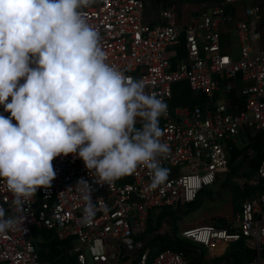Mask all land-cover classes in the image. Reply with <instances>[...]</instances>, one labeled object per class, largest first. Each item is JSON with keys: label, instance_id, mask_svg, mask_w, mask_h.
I'll use <instances>...</instances> for the list:
<instances>
[{"label": "built area", "instance_id": "built-area-1", "mask_svg": "<svg viewBox=\"0 0 264 264\" xmlns=\"http://www.w3.org/2000/svg\"><path fill=\"white\" fill-rule=\"evenodd\" d=\"M258 1L220 0L190 18L186 26L177 24L174 7L163 8L162 0L157 6L163 24L155 27L143 23L142 0H96L82 9L100 34L107 62L127 77L142 80L147 92L167 103L159 126L162 142L170 149L161 160L169 176L165 184L146 191L150 173L138 166L111 185H100L81 159L72 154L55 158L57 177L52 186L38 190L24 206L19 228L0 234V264H40L34 228L52 232L58 242H70L75 264H87L88 259L93 264H117L127 258L132 264H191L183 253L171 249L151 253L148 220L157 210L175 211L194 203L219 175L229 174L230 144L240 141L249 160L255 156L252 139L261 134L264 145V7ZM231 34L238 40V60L222 48ZM180 82L186 83L192 96L204 98L205 105L173 107L172 87ZM233 92L243 100L237 113L229 98ZM0 114L10 115L3 106ZM80 179L91 185V199L97 202L90 223L82 220L86 202L75 186ZM261 182L264 158L251 175L237 178L235 187L244 192ZM11 202L12 195L0 179V206L15 215ZM220 224L186 228L180 238L205 250L208 264H234L226 250L237 243L251 255L242 264H264V193L242 199L238 210Z\"/></svg>", "mask_w": 264, "mask_h": 264}, {"label": "clouds", "instance_id": "clouds-1", "mask_svg": "<svg viewBox=\"0 0 264 264\" xmlns=\"http://www.w3.org/2000/svg\"><path fill=\"white\" fill-rule=\"evenodd\" d=\"M95 2L0 0V106L10 113L0 114V179L16 213L0 206V234L19 228L24 206L52 186V161L60 156L81 159L100 185L138 166L150 173L146 191L168 179L161 160L170 149L159 126L167 103L107 62L100 34L82 12ZM75 186L86 202L82 220L90 223L97 210L92 187L83 179Z\"/></svg>", "mask_w": 264, "mask_h": 264}, {"label": "rangeland", "instance_id": "rangeland-1", "mask_svg": "<svg viewBox=\"0 0 264 264\" xmlns=\"http://www.w3.org/2000/svg\"><path fill=\"white\" fill-rule=\"evenodd\" d=\"M163 8L168 9L174 7V14L178 25L186 26L190 18L198 15L201 11L215 6L220 0H162ZM144 4L143 10V23L155 27L162 25L163 22L159 17V10L157 0H142ZM264 22V20H263ZM231 30V28H229ZM222 48L233 60H238V40L235 34H231L224 38L222 41ZM236 149L243 148V144L240 141L235 143ZM239 172V171H238ZM237 173V172H236ZM235 173V174H236ZM235 174L219 175L216 183L208 188L202 190L198 196L196 203L192 205L184 206L179 212H168L170 217L166 223H163L158 230L160 236L174 237L173 227L178 228L176 235L180 237V231L186 228L205 225V224H220L226 217H229L233 211L238 208V203L233 204L239 196L238 190L235 187V180L241 176ZM158 210L155 211V214ZM221 225V224H220ZM162 243L161 239L155 238L150 244L149 248L151 253L157 251L158 245ZM186 245L193 248V250H200V248L185 242ZM245 253V249L242 245L231 244L227 246L226 257H237L242 252ZM203 258L201 264H208L210 260L207 258L208 253L202 250ZM262 258L264 260V248L262 249ZM247 255H243V260H247ZM49 264V263H45ZM62 264H75V262L68 256ZM87 264H93L90 260H87ZM117 264H132L127 258L119 261Z\"/></svg>", "mask_w": 264, "mask_h": 264}, {"label": "trees", "instance_id": "trees-1", "mask_svg": "<svg viewBox=\"0 0 264 264\" xmlns=\"http://www.w3.org/2000/svg\"><path fill=\"white\" fill-rule=\"evenodd\" d=\"M264 16V10L262 11ZM264 18V17H263ZM264 20V19H263ZM151 26V25H150ZM262 34H263V41H264V22L262 23ZM173 98H172V106L173 107H193V106H204L205 100L199 96H192L188 90V87L185 82H180L175 84L173 87ZM229 98L231 102L235 104L236 108L234 112L237 113L242 109L243 100L240 98L236 93H232ZM140 127V126H137ZM229 145V144H228ZM230 150L228 154L229 158V174H236L238 176L247 177L251 175L257 166L259 165L260 161L264 158V145L262 142V135L258 134L255 138L252 139V148L255 151V156L251 160L247 159L246 150L247 147L236 149L234 145L230 144ZM239 171V172H238ZM238 190V189H237ZM239 196L241 199L248 198L256 193H264V182H261L259 186L256 188H246L244 192L238 190ZM240 198L237 197L236 200ZM198 200V198H197ZM197 200L194 202L196 203ZM233 201V204H235ZM192 203V204H194ZM190 204V205H192ZM182 208V207H181ZM181 208H178L175 211L169 209H162L158 210V213L152 212L150 214L147 226V234L151 235L152 241L155 238L161 239L162 243L158 245L157 252L163 249H171L176 252L183 253L187 258L191 260V264H197V262H201L203 258L202 250L197 252L193 250V248L186 245V241L182 240L180 237L176 235V231L178 228L173 227V233H175L174 237L170 236H160L156 235L155 233L158 232L161 225L166 223L167 220L170 218L168 216V212H179ZM33 237V244L35 251L37 253L38 259L40 264H62V262L69 256L70 259L74 261V258L70 255V242H58L52 232L50 231H43L40 229L34 228L32 231ZM188 243V242H187ZM191 244V243H190ZM242 245L241 243H237ZM242 252V251H241ZM243 255H247L249 260L251 255L249 252H242L239 256L234 257L233 263L234 264H242Z\"/></svg>", "mask_w": 264, "mask_h": 264}, {"label": "crops", "instance_id": "crops-1", "mask_svg": "<svg viewBox=\"0 0 264 264\" xmlns=\"http://www.w3.org/2000/svg\"><path fill=\"white\" fill-rule=\"evenodd\" d=\"M263 7H264V0H259L258 1ZM264 17V16H263ZM264 19V18H263ZM236 94H238V92H235ZM224 175V174H223ZM242 199L241 198H238L237 200H236V202L238 203V208H239V202L241 201ZM235 202V203H236ZM238 208H237V210H238ZM236 210V211H237ZM233 212H235V211H233Z\"/></svg>", "mask_w": 264, "mask_h": 264}, {"label": "bare ground", "instance_id": "bare-ground-1", "mask_svg": "<svg viewBox=\"0 0 264 264\" xmlns=\"http://www.w3.org/2000/svg\"><path fill=\"white\" fill-rule=\"evenodd\" d=\"M73 258V257H72Z\"/></svg>", "mask_w": 264, "mask_h": 264}]
</instances>
